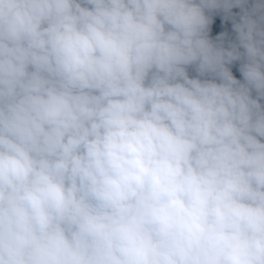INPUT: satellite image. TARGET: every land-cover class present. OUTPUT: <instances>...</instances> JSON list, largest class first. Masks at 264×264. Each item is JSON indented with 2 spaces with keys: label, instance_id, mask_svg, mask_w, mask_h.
Instances as JSON below:
<instances>
[{
  "label": "clouds",
  "instance_id": "clouds-1",
  "mask_svg": "<svg viewBox=\"0 0 264 264\" xmlns=\"http://www.w3.org/2000/svg\"><path fill=\"white\" fill-rule=\"evenodd\" d=\"M0 264H264V0H0Z\"/></svg>",
  "mask_w": 264,
  "mask_h": 264
},
{
  "label": "trees",
  "instance_id": "trees-1",
  "mask_svg": "<svg viewBox=\"0 0 264 264\" xmlns=\"http://www.w3.org/2000/svg\"><path fill=\"white\" fill-rule=\"evenodd\" d=\"M230 24L232 25V22L230 20ZM233 74L238 78L242 79V76L239 72V62L233 64Z\"/></svg>",
  "mask_w": 264,
  "mask_h": 264
}]
</instances>
